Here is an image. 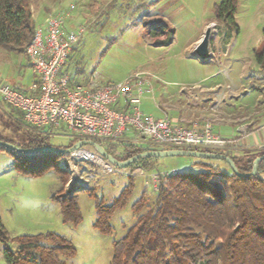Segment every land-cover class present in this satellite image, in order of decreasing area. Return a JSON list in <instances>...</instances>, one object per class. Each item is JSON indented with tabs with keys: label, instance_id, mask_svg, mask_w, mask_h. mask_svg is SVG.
Listing matches in <instances>:
<instances>
[{
	"label": "rangeland",
	"instance_id": "374dc122",
	"mask_svg": "<svg viewBox=\"0 0 264 264\" xmlns=\"http://www.w3.org/2000/svg\"><path fill=\"white\" fill-rule=\"evenodd\" d=\"M34 1L28 0L30 10L36 5ZM64 1L66 6L73 5L71 10L63 7L66 11L64 13H68V16L63 17L66 32L86 28L80 41L72 48L64 71L76 76L80 82L90 80L100 85L121 82L133 73H146L141 71L149 68L152 61L158 67L167 64L170 75L178 79V68H182L188 59L191 60V53H186L184 47L201 31L210 28L213 38L220 31L226 35L231 54L226 60L232 62L229 76L242 87L239 97L229 102L231 111L244 118L264 113V76L255 59V55L260 54L264 48V0H237L233 16L235 27L215 20V8L222 0ZM148 15H156L168 21L167 25L174 31L173 47L153 48L146 40L144 17ZM156 28L158 32L162 29L160 26ZM150 35L155 34L152 32ZM169 38L170 32H167L166 40ZM158 67L153 69L157 70ZM0 76L7 83H16L26 88L35 75L26 56L0 49ZM147 98L149 96L145 95L141 101L142 112L144 107L148 110L154 107V103ZM3 105L4 109L0 107L1 141L26 149L32 138L24 128L30 127L24 123L23 118L19 117L21 123L17 122L14 110ZM35 130L42 133L45 145L49 148L65 147L74 141L72 139H76L61 130ZM100 142L103 147L110 143ZM121 143L120 140L116 142L118 145H113L117 151H120ZM143 145L156 151L169 148L150 143ZM253 154L258 156L260 153ZM193 164L194 160L189 157H163L156 159L155 170L143 171L147 175L173 171L191 173L198 170ZM13 165L14 158L0 151V223L11 240L7 247L15 250L17 243L12 240L18 237L55 233L67 238L75 248L73 257L63 258L65 264H111L112 243L121 239L135 222L136 214L131 211V206L142 195L147 206H151L154 200V193L150 186L145 185L142 176H129L120 172L104 174L99 168L84 164L75 174L80 183L78 187L84 189L76 192L81 220L77 225L64 224L58 204L51 199L59 186L54 171L49 170L40 177H29L19 174ZM260 175L264 179V173ZM129 178L133 182L132 192L125 206L110 218L111 234L103 235L92 226L95 205L112 203L128 184ZM68 182L64 194H70L66 193ZM3 247L0 243V264H5Z\"/></svg>",
	"mask_w": 264,
	"mask_h": 264
},
{
	"label": "trees",
	"instance_id": "16d2710c",
	"mask_svg": "<svg viewBox=\"0 0 264 264\" xmlns=\"http://www.w3.org/2000/svg\"><path fill=\"white\" fill-rule=\"evenodd\" d=\"M236 8L237 0H222L215 8V20L235 27ZM35 28L28 0H0V49L26 56ZM255 59L264 76V48ZM62 71H66L65 68ZM12 110L16 121L21 123L18 118H22V114ZM24 130L32 138L26 149L49 147L45 145L41 132L37 133L35 128ZM73 140L68 146L55 149H68L76 143ZM96 143L103 147L101 142ZM119 146L121 149L117 151L107 143L103 149L120 162L140 153L156 151L138 143H121ZM168 150L227 155L213 149ZM0 151L14 158L13 168L21 175L40 177L53 170L59 186L51 199L59 206L62 222L72 225L80 222L76 192L64 194L69 175L57 166L64 155L41 153L26 156L1 147ZM261 156L264 153L228 157L239 173L246 174L251 172L253 161ZM192 159V166L198 167L196 172L167 173L153 192L151 206L146 205L144 195L131 206V211L136 214L135 222L121 239L112 243L111 264H264V179L260 175L264 173V158L257 163L256 175L243 178L237 177L222 160ZM155 163V158H145L130 167L152 171ZM132 189L133 182L129 178L112 203L95 205L94 229L103 235L111 234L109 220L125 206ZM9 241L8 233L0 223L5 264H65L63 258L75 255L71 242L55 233L15 238L12 240L17 243L15 250L7 247Z\"/></svg>",
	"mask_w": 264,
	"mask_h": 264
},
{
	"label": "built area",
	"instance_id": "2783aa9c",
	"mask_svg": "<svg viewBox=\"0 0 264 264\" xmlns=\"http://www.w3.org/2000/svg\"><path fill=\"white\" fill-rule=\"evenodd\" d=\"M71 9L73 5H69ZM85 29L64 33L62 17L49 15L35 28L25 52L36 82L27 91L0 84V100L19 111L27 126L62 129L79 141L116 143L132 133L140 144L179 149H217L232 142L214 133L209 121H192L184 127L173 124L167 117L145 115L141 101L149 93L147 79L153 77L149 73L136 72L121 82L102 86L73 83L62 70ZM84 164L95 166L104 174L142 176L153 192L167 175L164 172L147 175L141 168H118L93 147L85 145L58 160V167L70 177L66 190L80 185L75 174Z\"/></svg>",
	"mask_w": 264,
	"mask_h": 264
},
{
	"label": "crops",
	"instance_id": "0c3cea01",
	"mask_svg": "<svg viewBox=\"0 0 264 264\" xmlns=\"http://www.w3.org/2000/svg\"><path fill=\"white\" fill-rule=\"evenodd\" d=\"M34 3L36 5L34 8L31 7V12L36 27L41 25L49 15L53 14L62 17V31L67 33L65 22H63V13L66 12L63 10V7L66 6L64 0H35ZM65 8L69 10V5ZM167 22L156 15L144 17V36L153 48L173 47L175 40L173 38L174 31L167 25ZM157 26L162 28L160 32H158ZM148 31L149 35L147 34ZM152 32L155 34L154 36L150 35ZM167 32H170L168 40H166ZM203 34L204 32L201 31L195 39L189 41L184 47L183 50L186 53H191V60L188 59V62L182 68L179 66L178 72L180 76H178V79L170 75L167 64L158 67V64L154 61L151 62L149 68L141 71L153 75V77L147 79L146 87L149 93L146 95L149 96L147 99L154 103V107L150 110L144 107L143 113L158 119L167 117L173 124L184 127H188L192 121L211 122L214 133L232 141L223 147L213 150L224 151L228 156L237 157L241 155L240 152L242 154L264 153V113H255L250 118H244L240 114L231 111L232 108L229 102L239 97L242 87L229 76L228 71L232 67V62L226 60V58L231 56L226 35L221 31L217 36L214 35L215 37L209 48L212 55L211 59L201 62L194 56V49ZM155 67H158V69H153ZM65 73L69 75V73ZM69 76L72 82L77 85L86 87L89 85L102 86L90 80L82 83L76 76ZM223 77L228 78V80ZM35 82L36 77L34 76L30 85L23 88L16 83H7L0 78V84L19 87L23 91H27ZM0 107L4 109L1 100ZM121 141L123 143H138L132 133H128ZM77 142H79L78 139ZM114 144L116 143L111 145Z\"/></svg>",
	"mask_w": 264,
	"mask_h": 264
},
{
	"label": "water",
	"instance_id": "95a60500",
	"mask_svg": "<svg viewBox=\"0 0 264 264\" xmlns=\"http://www.w3.org/2000/svg\"><path fill=\"white\" fill-rule=\"evenodd\" d=\"M213 34L211 33V29L208 28L202 38L200 39L199 43L196 45L194 49V56L200 60L201 62H206L211 59L210 54V44L213 40ZM91 146L93 147L104 159L111 162L118 168H125L136 162L140 159L145 158H163V157H189V158H196V159H216V160H222L226 162V164L230 167L231 171L240 178L253 176L257 174L256 166L259 160L263 159L264 156L257 157L253 163H252V169L251 172L246 174H241L238 172L237 168L235 167L234 162L224 154H211V153H202L197 151H190V150H162V151H150V152H144L137 154L130 158L127 161L120 162L113 158L112 156L108 155L106 151L101 147L98 143L92 141V140H82L74 144L72 147L68 149H55V148H49V147H41V148H31V149H24V148H18L16 146H13L11 144L5 143L3 141H0V147L4 148L8 151H11L13 153H17L19 155H38L41 153H49V154H58V155H67L74 151L75 149L81 147V146ZM83 188L79 187H71L68 190H66V193H73L77 192L78 190H82Z\"/></svg>",
	"mask_w": 264,
	"mask_h": 264
}]
</instances>
